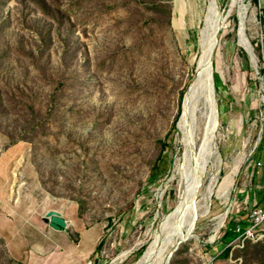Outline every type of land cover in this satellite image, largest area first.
Returning a JSON list of instances; mask_svg holds the SVG:
<instances>
[{"label": "rangeland", "instance_id": "1", "mask_svg": "<svg viewBox=\"0 0 264 264\" xmlns=\"http://www.w3.org/2000/svg\"><path fill=\"white\" fill-rule=\"evenodd\" d=\"M216 2L211 128L200 98L186 140L210 0H0V264H136L153 243L156 263L264 264V219L223 234L264 209V0ZM187 147L199 209L179 237Z\"/></svg>", "mask_w": 264, "mask_h": 264}, {"label": "bare ground", "instance_id": "2", "mask_svg": "<svg viewBox=\"0 0 264 264\" xmlns=\"http://www.w3.org/2000/svg\"><path fill=\"white\" fill-rule=\"evenodd\" d=\"M216 5H217L216 0H210L209 8H208L209 12L207 14V17L210 20L209 21L210 31L207 37L205 38V40L202 41V44H201L202 52L197 62L195 74L193 75V78L190 84L188 85L187 90L185 91L183 95L182 113L178 121V127L184 131L186 140L188 139V136L191 133L192 123L195 119V107L200 98L203 99L204 104H206V106L209 109L207 122L205 124V130L208 131L211 128L210 123L212 121V110L214 106L212 103L213 100H212V91H211L213 90L211 86L212 82H211V76H210L211 61L213 57V51L217 43L216 36H217L218 30L222 26L221 24L222 20L219 16ZM241 41L243 43L242 46H244V48L247 49L246 42L244 40H241ZM187 145L190 146V143H187ZM190 152H191L190 149L187 147L185 151V154H186L185 157L187 161L190 160L189 162L190 164H188L185 171H182V175H181V178L184 180V183H185V187L183 188L184 192L180 196L178 203L175 205V207L171 210V212L166 217V219H168L174 215L176 216L177 218L176 228H178V232L176 233L179 237L183 236L182 226L184 225V223H186L188 230L191 229L197 217V213L199 209L193 197L198 188L199 180L201 176L200 170H199L200 165L197 160H196L195 165L192 164ZM157 239L158 238L156 235V239L154 241L155 243ZM153 245L154 243L151 244L147 248V250L143 253V255L141 256V258L138 260L136 264H168L169 263V260H168L169 253H167L164 258L159 259L158 263L155 262L156 257L154 255Z\"/></svg>", "mask_w": 264, "mask_h": 264}, {"label": "trees", "instance_id": "3", "mask_svg": "<svg viewBox=\"0 0 264 264\" xmlns=\"http://www.w3.org/2000/svg\"><path fill=\"white\" fill-rule=\"evenodd\" d=\"M262 11L264 12V9H262ZM261 19H262L263 25H264V14L261 17ZM263 40H264V29H263ZM261 50H262V55L264 56V44L261 45ZM263 75H264V67H263ZM214 85H215V87H218V81H217V79L214 80ZM257 146L260 147V141H259V143H258ZM153 169H154V171L151 172V178L152 179L156 177V172L158 170L157 164L154 166ZM260 196H261V198L264 197V189H261L260 190ZM249 225H250V223L247 221V219H242L241 220V223H239L238 229L236 231H232L230 229H226L223 234L226 235L229 239H231L233 237L239 236ZM227 253H228V248L225 247L223 249L222 255H227Z\"/></svg>", "mask_w": 264, "mask_h": 264}, {"label": "built area", "instance_id": "4", "mask_svg": "<svg viewBox=\"0 0 264 264\" xmlns=\"http://www.w3.org/2000/svg\"><path fill=\"white\" fill-rule=\"evenodd\" d=\"M264 219V209L259 208L253 210L251 213V217L249 219L250 225L241 233L245 234L246 236H250L253 234V229Z\"/></svg>", "mask_w": 264, "mask_h": 264}, {"label": "water", "instance_id": "5", "mask_svg": "<svg viewBox=\"0 0 264 264\" xmlns=\"http://www.w3.org/2000/svg\"><path fill=\"white\" fill-rule=\"evenodd\" d=\"M46 216L48 219V223L51 227H54L56 229H62L66 226V221L60 213L50 211L46 214ZM171 254H172V251L169 252L168 260L170 259Z\"/></svg>", "mask_w": 264, "mask_h": 264}, {"label": "crops", "instance_id": "6", "mask_svg": "<svg viewBox=\"0 0 264 264\" xmlns=\"http://www.w3.org/2000/svg\"><path fill=\"white\" fill-rule=\"evenodd\" d=\"M62 232H63V231H62ZM80 233H81V231H80ZM57 234L60 235L61 233H60V232H55V233H53V235H55V236H56ZM86 234H87V233H86ZM88 234H90V233L88 232ZM88 236H89V235H88ZM89 240H90V239H89ZM94 244H95V243H93V245L88 246V247H89V249H88L89 252H91V251L94 250V248H95V247H94V246H95Z\"/></svg>", "mask_w": 264, "mask_h": 264}]
</instances>
